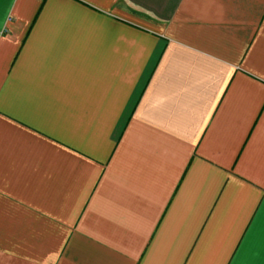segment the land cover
Listing matches in <instances>:
<instances>
[{
  "label": "crops",
  "instance_id": "crops-1",
  "mask_svg": "<svg viewBox=\"0 0 264 264\" xmlns=\"http://www.w3.org/2000/svg\"><path fill=\"white\" fill-rule=\"evenodd\" d=\"M0 20V264H231L264 209V0Z\"/></svg>",
  "mask_w": 264,
  "mask_h": 264
},
{
  "label": "snow or ice",
  "instance_id": "snow-or-ice-1",
  "mask_svg": "<svg viewBox=\"0 0 264 264\" xmlns=\"http://www.w3.org/2000/svg\"><path fill=\"white\" fill-rule=\"evenodd\" d=\"M257 254H259V259L255 258ZM231 264H264V209L252 222V226L239 250L234 254Z\"/></svg>",
  "mask_w": 264,
  "mask_h": 264
}]
</instances>
